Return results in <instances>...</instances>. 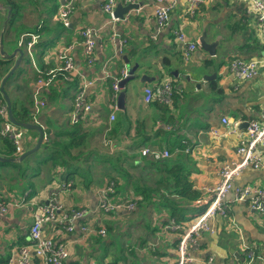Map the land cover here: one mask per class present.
<instances>
[{
    "label": "crops",
    "instance_id": "crops-1",
    "mask_svg": "<svg viewBox=\"0 0 264 264\" xmlns=\"http://www.w3.org/2000/svg\"><path fill=\"white\" fill-rule=\"evenodd\" d=\"M18 2L22 4L18 20L27 24V32L16 37L14 26L7 24L9 6L0 0V43L9 54L20 45L26 55L17 66L22 71L16 72V69L13 77L10 75L4 83L13 108H36L35 103H31L32 96H36L45 105L33 115L34 121L29 122L39 123L44 134L47 133L46 128L52 129L50 137L62 128L64 134L60 138L66 139L65 133L72 129L69 112L73 108L75 88L80 80H89L85 99L91 107L86 116H80L88 120L84 123L89 133L88 149L101 154L113 153L117 149L124 150L122 148L135 139L141 140L139 145L126 150L135 153L136 158L140 157L139 147L168 149L173 162H180L185 170H190L188 178L192 187L201 193L199 199L202 202L196 205L201 208L205 201L208 202L212 196L211 189L218 182L220 169L239 159L236 153L239 137L231 132V120L237 122V130L240 131L245 128V121L258 118L264 109V22L257 20L251 3L247 0H201L195 12L190 14L187 3L181 1L171 10L167 23L159 26L154 17L155 0H136L137 6L124 15H128L127 18L116 21H112L104 11V0H72L70 23L64 26L55 14L60 0H57L58 6L51 14L45 13L46 0H39L38 8L32 5L31 0ZM118 3L120 0L115 6ZM86 27L95 32V58L92 62L86 60L80 36ZM179 27L197 45L188 59H184L183 45L174 36L175 29ZM203 33L207 42L217 40L214 56L201 47ZM37 34L33 45L29 46L27 42L32 40L31 35ZM124 40L126 45L122 48ZM68 45H71L68 52L75 63L74 71L62 70V78L60 73V77L44 90L36 86L35 81L39 80L37 71L51 74L61 64L56 48ZM18 55L15 52L14 56L7 58L0 54V83ZM124 57L130 65L141 60L145 66L139 69L140 75L145 73L148 77L146 81H140L139 75L124 84V108H117L115 119L108 123L113 91L121 90L113 88L111 78L112 75L119 76L122 68H127ZM25 58L33 63L29 70L22 66ZM234 58L257 59L256 75L246 79L233 76L229 64ZM107 72L111 78L106 76ZM203 75H209L208 80ZM11 78L14 98L6 90ZM166 79L173 82L175 92L164 114L160 101L144 102L143 88L156 86ZM70 89L72 94L68 93ZM0 102L6 104L1 98ZM223 116L230 121L223 123ZM118 120H121V126L118 134L113 136L117 140L115 142L106 133ZM126 127L129 135H124ZM211 130H216L218 135ZM37 137L35 129L24 131L23 149L34 146ZM44 143L42 141L38 149H43L42 157L38 159L28 156L25 161H19L22 162L20 164L0 162V199L17 202L24 196L26 200L25 204L11 206L8 213L0 215V264H18V248L30 242L28 232L35 203L46 201L50 196L61 202L60 212L71 208L84 209L83 215L73 220L72 230L61 228L57 221L48 222L41 228L44 235L66 245L68 256L63 264H175L179 231L168 228L173 219L159 195L153 194L148 199L142 197L139 205L141 217L133 220H130V214L139 206L132 211L115 209L103 212L98 207V190L107 176L101 171L102 166H98L104 165V161L94 157L87 160L82 156L71 158L63 154L69 163L89 165L86 180L77 176V167L73 177L71 170L50 167V160H45L49 149L44 148ZM261 149L262 165L245 167L233 180L234 184L264 188V144ZM6 151L7 143L0 138L1 156H5ZM178 154H181L179 160ZM146 156L152 159L149 154ZM27 171L30 173L25 177ZM141 176L151 177L142 179L146 186H155L160 178L154 169L148 174L141 171ZM63 182L64 186L61 185ZM117 190V196L123 198L131 191V183L126 185L119 180ZM223 200L228 201L226 213H215L209 218L211 230L200 232L199 248L192 253L190 264H245V244L253 248L257 256L264 258V214L251 208L246 201L234 200L232 191L227 192ZM194 211L190 210L187 218ZM189 219L181 222L184 228L188 227ZM84 224L96 229L104 227L106 233L103 236L84 234L80 228ZM127 228L133 230L126 240V251L131 259H127L124 252L106 253V247L114 239L123 237ZM109 231H112L111 236ZM28 264L44 263L32 254Z\"/></svg>",
    "mask_w": 264,
    "mask_h": 264
},
{
    "label": "built area",
    "instance_id": "built-area-1",
    "mask_svg": "<svg viewBox=\"0 0 264 264\" xmlns=\"http://www.w3.org/2000/svg\"><path fill=\"white\" fill-rule=\"evenodd\" d=\"M136 0H120L122 4H127L129 2H135ZM157 5L154 9L155 21L159 26H163L170 18L171 10L181 1L187 3L188 12L193 14L200 4L201 0H155ZM251 3L253 10L256 13L257 20L264 22V2L261 0H247ZM119 2V0H104L103 9L108 14L109 18L112 21H116L119 17L114 15V6ZM72 0H69L63 5L59 4L56 12H58V19L61 24L68 26L70 23L69 13L72 11ZM134 9V8H133ZM136 11V9H135ZM94 30L90 27L83 28L80 32L82 36L83 50L85 53L86 60L92 62L94 60ZM32 40L29 45H33V42L38 37L37 35H31ZM175 38L186 42L187 36L181 31H175ZM23 40H20L22 43ZM71 45L65 46L64 51L67 48H70ZM193 49L192 44H188L185 52L184 58L189 56L190 50ZM120 50V49H118ZM121 51V50H120ZM61 61L60 66L62 69H69L72 71L74 69V60L67 54V51L63 54L57 56ZM258 68V60L255 58L241 59L234 58L229 64V70L233 76L238 79L251 78L256 75ZM126 69L123 70L121 76H114L107 72L106 76H110L112 79L111 84L114 87L118 86V81L121 80L126 75ZM62 71V70H61ZM51 76H46L45 79H39L36 81V86L43 88L48 87L53 82ZM89 83V82H88ZM88 83H85L88 84ZM39 90V89H36ZM175 92L174 84L171 80L166 79L161 83H158L156 86L147 85L143 88V100L144 102H151L153 100H158L161 103H170ZM84 94L82 88H75L73 95V103L75 108L71 109L69 112V122L74 123L79 120L80 116H86L88 112V107H83L80 104V97ZM118 92L113 91L111 112H115L117 109L116 97ZM36 108L39 110L40 107L45 105L44 101H39L38 98L34 101ZM7 105L2 103L0 107V123L3 122L4 125L0 127V133L2 135H7L12 139L17 154L20 155L23 149V131L24 129L14 123L9 122L7 118ZM35 114V112H34ZM33 114V115H34ZM34 117V116H33ZM114 118V114H111V119ZM34 121V120H33ZM221 121L227 123L230 120L223 116ZM233 123V128L231 132H235L239 137V142L236 147V153L239 155V159L233 161L230 164H225L219 171V178L217 184L211 189L212 196L210 200L204 203H210L206 211H200L195 216L189 220H194L190 225L188 230H185L181 223L171 221V224L168 225V228L176 231L179 230V240L176 243V261L175 264H190L193 261L192 253L199 248V230H211L208 223L209 218L214 215V211L217 213L225 214L227 211V200H223L227 192L232 191L233 199L246 201L248 205L257 210L259 213L264 214V188L261 186H256L253 184H244L236 185L233 180L240 174V172L248 166L257 168L262 165L263 155L261 153V148L264 144V109L261 111L258 118H250L246 121V126L244 129L237 130V122L231 120ZM213 131V134L218 135L216 130ZM46 134H44V139H46ZM141 153L153 155L154 158L158 159L164 156H168V149L144 146L140 147ZM114 184L113 181H106L103 186L98 190V207L103 212H108L112 209H125L133 207V203L126 204L122 200H114ZM136 198V197H131ZM25 197L23 196L19 201L15 200H6L0 199V215H5L8 213L11 206L20 205L25 203ZM201 199L197 200V203L200 204ZM62 204L58 198L50 196L48 200L43 201L35 205V213L32 217V222L29 226V238L30 242L26 245H21L18 248L17 262L18 264H28L31 258V255L34 254L41 258L44 264H63L65 259L68 256V250L66 245L63 242H55L51 236H46L42 233L41 228L44 224L57 221L61 228L65 230H72V222L74 219H78L83 215L84 209L82 208H71L67 212H60ZM188 220V221H189ZM81 230L84 234H99L105 235L106 229L101 227L96 229L92 225L84 224L81 227ZM244 256L245 264H257L259 261L260 264H264V258L257 256L249 245L245 244L244 247Z\"/></svg>",
    "mask_w": 264,
    "mask_h": 264
},
{
    "label": "trees",
    "instance_id": "trees-1",
    "mask_svg": "<svg viewBox=\"0 0 264 264\" xmlns=\"http://www.w3.org/2000/svg\"><path fill=\"white\" fill-rule=\"evenodd\" d=\"M38 1L39 0H31V3L34 7L38 8ZM46 1H48V3L46 4L45 13L51 14L53 9L56 6H58L57 0H46ZM4 3L9 7L11 6L10 7L11 11L7 19V24L9 26H14V31H16V37H18L22 32H27L26 31L27 24H25L23 21L18 20L21 18L22 4H20L18 0H4ZM55 14L58 19V13L56 12V10H55ZM61 70H64L62 69V66L55 67L51 74H48L47 72L39 70L37 71L36 78L45 79L46 76H51L53 79H56L60 77V73H61V78H62L63 75H62ZM65 71L66 70H64L63 72ZM46 88L47 87H43L41 89L44 90ZM112 90L113 89H111V91ZM0 98L3 99L4 101V98L1 92H0ZM31 103H33V99ZM157 103L159 104L160 102H157ZM167 106L168 104L162 102L161 110L162 112H164V114L167 113ZM11 108L13 111L12 112L13 117L16 120L22 121V122H28L31 120L33 121L34 112L32 109L28 110L27 108L21 106L17 110L13 108L12 103H11ZM87 122L88 120H83L79 118V120H77L76 122L70 123L72 125V129L67 130V132L65 133L66 139L60 138V136L63 137V134H64L62 131L63 130L62 128L58 130V132H55V136H51V137H50V133L52 132V129L46 128L47 133L45 134L47 138L44 139L43 141L45 142L44 148L46 147L49 150H48V154L45 160L46 161L50 160L51 168L63 167L66 170H71L70 172L73 177H75L74 174L76 173V170L78 168L77 176L81 177V179L86 180L88 176V172H89V165L80 166L77 164L69 163L70 160L66 159L63 156V154H67L71 158L82 156L86 160L89 159L90 157H94L98 161L100 160L104 161V165H99L98 167L102 166L101 171L103 172L105 176H107V180L113 181L116 184L115 191L113 193L114 200L128 201V200L133 199L136 201L135 207H137L140 205L142 197L143 199H148L153 194H157L162 199L161 201L165 202L170 218H172L173 221L179 222V223L184 222L190 217L194 216L196 214V211H200V210L204 211L206 209L209 203H203L201 208H199L200 206L196 205L198 204L197 200L199 199V196L201 193L198 189L192 187V184L188 178L190 174V170L188 169L185 170L184 166H182L180 162H173L172 159H170L172 157L170 150H169L170 156L163 158V159L154 160L151 158H147L146 156L147 154L141 153V150H140L141 148L139 147L137 152L140 155V157L136 158L135 153H130L126 150V149L133 150L134 146L139 145L138 143L141 140L138 141L136 139L133 140L132 143H130L126 147L122 148L126 150V152L124 150L120 151L121 149H117L113 153L112 152L109 153L106 151L107 153L101 154L102 152L89 150L88 149L89 142L87 140L89 133H88V130L84 128V123H87ZM120 126H121V120L114 121L111 131L109 130L110 132L108 131L109 133L107 132L106 136L113 139L114 138L113 136H116L118 134L120 130ZM24 131L26 130L24 129ZM124 135H129L127 127L124 130ZM0 138L5 139L7 143V151L5 152L4 157L16 156L17 151H16L15 146L7 138H4L1 135H0ZM120 139L121 137L119 138V141ZM114 141L116 142L117 140L115 139ZM180 158H181V154H178L177 160H179ZM20 163L22 162H17L16 164H20ZM153 169L154 171L156 170L160 174V178L159 180L156 181L155 186H146L142 183V179L148 180L151 177L141 176V171L143 173L148 174L150 170H153ZM119 180H122L126 185H129L131 183V191L126 193V195L123 196V198L122 196H120V197H117V199H115V195L117 194V192H119L118 190L116 191V188L118 186L117 182ZM86 183L87 181H85V184ZM131 197H136V198H131ZM190 202L194 204H191ZM190 210H195V211L193 214H191L189 218H187L188 217L187 213Z\"/></svg>",
    "mask_w": 264,
    "mask_h": 264
},
{
    "label": "water",
    "instance_id": "water-1",
    "mask_svg": "<svg viewBox=\"0 0 264 264\" xmlns=\"http://www.w3.org/2000/svg\"><path fill=\"white\" fill-rule=\"evenodd\" d=\"M60 2H63V0H60ZM136 6H137L136 2H132V3L129 2L125 5L118 3L115 6L113 12H114L115 16H117V17L119 16V18H121V17H124V15L126 13H128L129 10L135 8ZM10 9L11 8L9 7L8 11H10ZM200 42H201V47L204 48L205 50H207L211 56L215 55V46L217 45V40L207 42L205 40V34L203 33L202 36L200 37ZM24 51H25V49L23 47H21L20 45H18L12 51V53L9 54V53L4 51L2 42L0 43V54H1V56L4 55L5 57L10 58V57L14 56L15 52L19 53L14 64L12 65V67L8 70V72L2 78L1 83H0V90L3 92L5 100H6L9 119L14 124H17L26 130H29V129L37 130L38 131V137H37L36 144L33 147L24 150L20 155H18L16 157H4V156L0 155V162H19V161H22L26 156L35 152L39 148L40 143L44 140L43 127L39 123L29 122V121L28 122H22V121L16 120L13 117L10 99L8 98V96L6 95V93L4 92V89H3L5 81L8 79V77L10 75H12L14 73V71L17 69V66L19 65L20 60L22 59V57L25 56ZM124 58H125V64H126L127 68H126V76H124L121 80L118 81V86L121 88V90L118 92L117 97H116V104H117L118 109L124 108V97H125V92L123 90L124 84L128 80L133 79L136 76L135 72L137 70H139L140 68H143V66H145L144 64L141 63V60L130 65L128 59L126 57H124ZM147 77H148L147 74L143 73L140 75L139 80L140 81H146ZM208 77H209V75H203V78L205 80H208ZM244 125H246V121L244 122Z\"/></svg>",
    "mask_w": 264,
    "mask_h": 264
},
{
    "label": "bare ground",
    "instance_id": "bare-ground-1",
    "mask_svg": "<svg viewBox=\"0 0 264 264\" xmlns=\"http://www.w3.org/2000/svg\"><path fill=\"white\" fill-rule=\"evenodd\" d=\"M69 0H63V2H60V4L61 5H63L64 3H67ZM10 11H11V9H10ZM10 11H8L9 13H10ZM72 12V11H71ZM71 12L69 13V17H70V14H71ZM58 13V12H57ZM127 16L128 15H126L125 17H121V19H126L127 18ZM119 17V16H118ZM69 25V24H68ZM175 31H181L182 33H184L183 31H182V29L179 27V28H177V29H175ZM185 34V33H184ZM186 35V34H185ZM187 36V35H186ZM93 37H94V42H95V32H94V34H93ZM81 39H82V36H81ZM179 43H181L182 45H183V50H182V54H183V57H184V52H185V49H186V47H187V45L188 44H192L193 45V49L192 50H190V52H189V56L187 57V58H184V59H188L189 57H190V54H191V52L196 48V43L194 42V41H192V40H190L188 37H187V41L186 42H183V41H181V40H179V39H177V38H175ZM29 43H30V41H28L27 42V44L29 45ZM31 45V44H30ZM29 45V46H30ZM125 45H126V40H124L123 42H122V48H124L125 47ZM63 48L64 47H58V48H56V55L58 56V55H60V54H63V53H65L66 51H67V54H69L70 55V53L68 52L71 48H67V50L66 51H64L63 50ZM71 56V55H70ZM74 69H75V63H74ZM74 69L72 70V71H70L69 69H64V70H66L67 72H73L74 71ZM125 68H122L121 69V72H120V75L119 76H121L122 75V72H123V70H124ZM135 77L134 78H136V77H139V75H140V72H135ZM126 76V75H125ZM9 79V78H8ZM7 79V80H8ZM6 80V81H7ZM5 81V82H6ZM90 83V81L89 80H80L79 81V85H78V87L77 88H82L83 90H84V94L80 97L81 99H80V104L83 106V107H88V110L90 109V107H91V105L87 102V100L85 99V90H86V87L88 86V84ZM85 83H88V84H86L85 85ZM113 86V85H112ZM113 88L114 89H116V90H118V88H120L119 86H117V87H114L113 86ZM3 89H4V87H3ZM1 91V90H0ZM4 92H5V90H4ZM1 93H2V95H3V98H4V100H5V97H4V94H3V92L1 91ZM6 93V92H5ZM6 95L8 96V94L6 93ZM8 98H9V96H8ZM10 99V98H9ZM5 103H6V100H5ZM10 103H11V101H10ZM0 107H2V104H0ZM75 108V104L73 103V108L72 109H74ZM12 109V108H11ZM8 112V111H7ZM114 114V118L113 119H111V114ZM1 118H3L2 116H0ZM7 118H9V115L7 114ZM115 119V112H110L109 113V116H108V123H110V122H112L113 120ZM9 122H11V123H13L11 120H9ZM2 125H4V123L2 122V123H0V127L2 126ZM17 125V124H16ZM24 129V128H23ZM26 130V129H25ZM212 133H213V131H211ZM23 133H24V131H23ZM0 135L1 136H3L4 138H7L11 143H12V139L9 137V136H7V135H2L1 133H0ZM42 143V142H41ZM41 143H40V145H41ZM13 144V143H12ZM36 144V143H35ZM34 144V145H35ZM14 145V144H13ZM33 147V146H32ZM39 148H40V146H39ZM38 148V149H39ZM37 149V150H38ZM36 150V151H37ZM35 151V152H36ZM168 152H169V150H168ZM34 153V152H33ZM32 154V153H31ZM151 157H152V159H154V160H159V159H163V158H166V157H168V156H170V152H169V154H168V156H164V157H161V158H158V159H156V158H154L153 157V155H150ZM16 157V156H15ZM61 185H63L64 186V182L63 183H61ZM48 200V199H47ZM41 202H43V201H41ZM41 202H36L35 203V205L36 204H38V203H41ZM122 202H125L126 204H131V203H133V207H128V208H125V209H127V210H132V209H134L135 208V204H136V201L135 200H133V199H131V200H128V201H123L122 200ZM22 204H25V203H22ZM22 204H20V205H22ZM210 205V203L207 205V207ZM207 207H206V209L204 210V211H206L207 210ZM112 210H115V209H112ZM110 211V210H109ZM108 211V212H109ZM34 213H35V210H33L32 211V217L34 216ZM215 213H217L216 211H214V214ZM194 222V220H191L189 223H188V227L187 228H184L183 226V228L185 229V230H188L189 228H190V225L192 224ZM199 232H201V230H199ZM38 257V256H37ZM40 258V257H39Z\"/></svg>",
    "mask_w": 264,
    "mask_h": 264
},
{
    "label": "rangeland",
    "instance_id": "rangeland-1",
    "mask_svg": "<svg viewBox=\"0 0 264 264\" xmlns=\"http://www.w3.org/2000/svg\"><path fill=\"white\" fill-rule=\"evenodd\" d=\"M2 14V13H1ZM0 14V15H1ZM4 17V16H3ZM2 22V21H1ZM25 57H26V55H25ZM22 66H23V68H24V70H29L30 68H32L33 67V63H32V61L30 60V61H26V58L23 60V63H22ZM19 69V68H18ZM17 69V70H18ZM19 71H22V70H18V71H16V72H19ZM137 72H140V70H137ZM10 77H13V75L12 76H10ZM12 82H13V78H11L8 82H7V84H6V90H7V92H9L10 93V95H11V97H13L14 98V96H15V92H14V90L13 89H11L10 88V86H11V84H12ZM209 89H211V88H209ZM36 90V89H35ZM40 90V89H39ZM206 90H208V89H206ZM212 90V89H211ZM1 92V91H0ZM6 92V91H5ZM68 93H70V94H72V90L70 89L69 91H68ZM2 94V93H1ZM3 96V95H2ZM68 96V95H67ZM33 97V103H34V101L36 100V96H32ZM70 104H71V100L70 101H68ZM0 104H1V102H0ZM43 107V106H42ZM41 108V107H40ZM39 108V109H40ZM33 110V112H35V114L36 113H38V111L39 110H35V108L34 109H32ZM42 154H43V149H40V150H38V151H36V152H34V153H32V154H30V155H28L29 157H34L35 159H38L39 157H42ZM28 156H26L27 158H29ZM25 157V158H26ZM24 158V159H25ZM23 159V160H24ZM22 160V161H23ZM25 161V160H24ZM29 173L30 172H28L27 171V173H25L24 174V176L26 177V176H29ZM106 181H108L107 180V178H106V180L102 183V184H104ZM111 182V181H110ZM118 183V185H119V181L117 182ZM101 184V185H102ZM113 184H114V190H115V186H116V184H115V182H113ZM118 194H116L115 195V199H117V196ZM141 202H142V199H141ZM137 208V207H136ZM132 211V210H131ZM109 212H113L112 210H110ZM131 219L130 220H133L134 218H136V217H141V206H139L138 208H137V210L136 211H134V212H132L131 214ZM133 232V230H131L130 228H127L126 229V234L123 236V237H120L119 239H114L113 240V242L110 244V245H108V247H106V249H105V252L107 253V251H112V253H115V254H120V253H122V252H124L125 253V256L127 257V259H131L129 256H128V254H127V243H126V240H127V235L129 234V233H132ZM112 235V231H109V236H111ZM123 249V250H122Z\"/></svg>",
    "mask_w": 264,
    "mask_h": 264
},
{
    "label": "flooded vegetation",
    "instance_id": "flooded-vegetation-1",
    "mask_svg": "<svg viewBox=\"0 0 264 264\" xmlns=\"http://www.w3.org/2000/svg\"><path fill=\"white\" fill-rule=\"evenodd\" d=\"M55 80H53V82H54ZM49 86V85H48Z\"/></svg>",
    "mask_w": 264,
    "mask_h": 264
},
{
    "label": "clouds",
    "instance_id": "clouds-1",
    "mask_svg": "<svg viewBox=\"0 0 264 264\" xmlns=\"http://www.w3.org/2000/svg\"><path fill=\"white\" fill-rule=\"evenodd\" d=\"M74 95V94H73Z\"/></svg>",
    "mask_w": 264,
    "mask_h": 264
}]
</instances>
